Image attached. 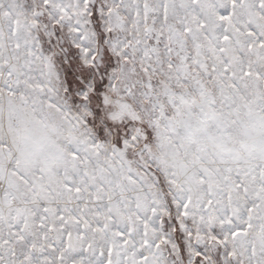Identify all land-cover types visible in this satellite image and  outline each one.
<instances>
[{
  "label": "snow or ice",
  "instance_id": "1",
  "mask_svg": "<svg viewBox=\"0 0 264 264\" xmlns=\"http://www.w3.org/2000/svg\"><path fill=\"white\" fill-rule=\"evenodd\" d=\"M0 264H264V0H0Z\"/></svg>",
  "mask_w": 264,
  "mask_h": 264
}]
</instances>
